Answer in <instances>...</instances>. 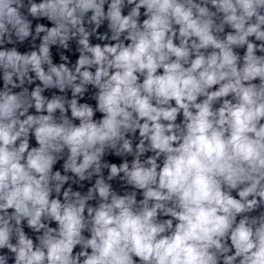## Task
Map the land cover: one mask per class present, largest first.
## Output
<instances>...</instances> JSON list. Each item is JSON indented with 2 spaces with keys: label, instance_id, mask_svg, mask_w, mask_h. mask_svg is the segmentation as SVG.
Listing matches in <instances>:
<instances>
[{
  "label": "clouds",
  "instance_id": "1",
  "mask_svg": "<svg viewBox=\"0 0 264 264\" xmlns=\"http://www.w3.org/2000/svg\"><path fill=\"white\" fill-rule=\"evenodd\" d=\"M0 264H264V0H0Z\"/></svg>",
  "mask_w": 264,
  "mask_h": 264
}]
</instances>
